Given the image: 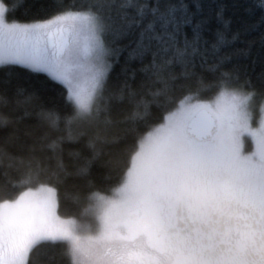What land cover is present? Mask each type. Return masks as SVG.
Listing matches in <instances>:
<instances>
[{
  "label": "snow or ice",
  "instance_id": "snow-or-ice-1",
  "mask_svg": "<svg viewBox=\"0 0 264 264\" xmlns=\"http://www.w3.org/2000/svg\"><path fill=\"white\" fill-rule=\"evenodd\" d=\"M9 7L0 0V66L46 74L71 106L61 134L60 113L42 115L55 160L51 176L88 175L98 137L89 138L93 151L75 169L63 158L64 143L77 122H112L107 82L115 64L134 77L135 61L153 78L144 94L143 82L137 90L127 78L114 93L132 104L123 121L135 128L153 105L164 111L137 133L110 192L88 193L94 236L82 238L74 219L56 214L51 184L0 200V264H29L45 242L66 243L71 264H264V73L257 100L251 80L226 67V33L217 30L209 40L206 18L194 21L187 0H44L23 19L8 18ZM197 64L207 74L192 71ZM177 65L182 72H173ZM25 163L14 184L39 174L38 158Z\"/></svg>",
  "mask_w": 264,
  "mask_h": 264
},
{
  "label": "trees",
  "instance_id": "trees-1",
  "mask_svg": "<svg viewBox=\"0 0 264 264\" xmlns=\"http://www.w3.org/2000/svg\"><path fill=\"white\" fill-rule=\"evenodd\" d=\"M4 2L10 5L6 11L8 18L23 19L26 14L36 13L44 0ZM12 4L23 6L13 8ZM187 4L190 11H196L194 21L200 16L206 18L203 32L209 40L217 30L224 31L229 37L222 49L232 54L226 67L238 70L241 79L251 80L257 88L258 100L260 77L264 73V6L261 0H187ZM217 11L221 12L220 17H217ZM185 31L191 34L192 26L186 25ZM120 59L124 60L123 54ZM120 67L119 63L114 65L107 82V92L112 94L108 113L112 122L106 124L102 117L77 122L73 125V138L64 143L63 158L70 169H75L80 158L91 155L93 151L87 143L89 138L98 137L95 144L98 154L91 162L88 175H69L58 180L49 174L55 160L47 148V123L42 115L49 109L58 111L61 115L58 134L63 132L64 117L70 114L71 106L65 100L61 85L44 73H32L21 65L0 66V200L14 199L25 187L51 184L58 189L57 215L74 219L79 232L95 229V208L91 206L93 201L88 198V193L110 192L126 171L137 133L147 131V125L160 122L164 111L163 107L153 105L135 128L123 121L121 118L131 110L132 104L127 94L121 100L114 93L127 78L133 89L140 90L143 82L141 94H144L153 78L143 74L135 61L130 62V68L136 69L134 77L120 73ZM191 70L207 74L206 68L199 64ZM182 71L178 65L173 68L175 73ZM77 152L79 156L74 155ZM30 157L41 161L39 174L32 178L31 183L14 184L13 181L25 172V161ZM70 193L78 195L74 198ZM29 264H71L68 246L66 243H41L30 253Z\"/></svg>",
  "mask_w": 264,
  "mask_h": 264
},
{
  "label": "rangeland",
  "instance_id": "rangeland-1",
  "mask_svg": "<svg viewBox=\"0 0 264 264\" xmlns=\"http://www.w3.org/2000/svg\"><path fill=\"white\" fill-rule=\"evenodd\" d=\"M55 211H56V209H55ZM95 217H96V226H95V229L94 230L88 231V232H79V231H77V234H79L82 238H86L88 236H94L98 232V230H99V228H98V220H97V215H96V209H95ZM61 218H63V217H61ZM67 219H71V218H67Z\"/></svg>",
  "mask_w": 264,
  "mask_h": 264
}]
</instances>
